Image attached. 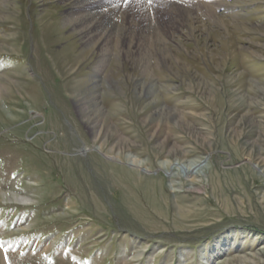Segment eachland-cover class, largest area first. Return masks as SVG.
<instances>
[{
	"label": "rangeland",
	"instance_id": "obj_1",
	"mask_svg": "<svg viewBox=\"0 0 264 264\" xmlns=\"http://www.w3.org/2000/svg\"><path fill=\"white\" fill-rule=\"evenodd\" d=\"M78 1L0 0V264H264V0Z\"/></svg>",
	"mask_w": 264,
	"mask_h": 264
},
{
	"label": "bare ground",
	"instance_id": "obj_2",
	"mask_svg": "<svg viewBox=\"0 0 264 264\" xmlns=\"http://www.w3.org/2000/svg\"><path fill=\"white\" fill-rule=\"evenodd\" d=\"M84 0H79L78 2H82V3H84L83 2ZM135 1V0H134ZM85 4V3H84ZM80 5V4H79ZM75 6V5H74ZM76 7H78L77 5H76ZM195 9V8H194ZM191 13V12H190ZM189 13V14H190ZM83 14V13H82ZM189 14H188V17H189ZM79 16V15H78ZM191 16V15H190ZM83 17V16H82ZM76 18V17H75ZM74 18V19H75ZM145 18H147V17H145ZM183 18V17H182ZM80 19H81V17H80ZM185 19V18H184ZM69 20V19H68ZM82 20V19H81ZM186 21V20H185ZM71 22V21H70ZM95 22V21H94ZM93 22V23H94ZM151 22H153V21H151ZM76 23H78V22H76ZM154 23V22H153ZM184 23V22H183ZM70 24V23H69ZM84 28V27H83ZM87 28V27H86ZM93 28V29H92ZM152 29V28H151ZM106 30V29H105ZM82 31V30H81ZM107 31V30H106ZM83 32V31H82ZM96 32V26H90V27H88V30H87V35H88V37H89V35L91 34V33H95ZM105 32V31H104ZM103 32V33H104ZM82 36V35H81ZM91 36V35H90ZM98 36V35H97ZM108 36V35H107ZM87 38V37H86ZM85 39V38H84ZM99 41V40H98ZM91 44V43H90ZM95 135V134H94ZM95 148V150L96 151H98V152H100L101 153V151H100V147H94ZM90 148L88 147V146H84V147H82V149L80 150V151H82V153H85L86 151H88ZM133 157V156H132ZM106 158H112L111 156H106ZM131 164H136V166H137V168L138 169H140L139 167H141V162L140 161H138L137 159H133V162L131 163ZM199 165L197 164H194V163H190L189 165H188V168L186 167V168H184V172H190V173H193V170L196 168V167H198ZM140 170H143V168H141ZM200 170V169H199ZM144 171H145V169H144ZM13 196V200H15V201H21V202H27V199H25L24 198V196L22 197V196H18V195H12ZM3 198V197H2ZM1 198V199H2ZM259 261H253L252 260V263L253 264H257ZM251 263V262H250Z\"/></svg>",
	"mask_w": 264,
	"mask_h": 264
}]
</instances>
